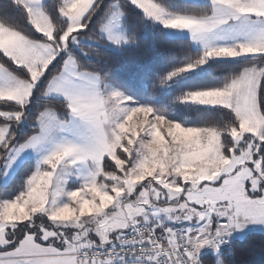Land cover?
<instances>
[{
    "label": "snow or ice",
    "instance_id": "obj_1",
    "mask_svg": "<svg viewBox=\"0 0 264 264\" xmlns=\"http://www.w3.org/2000/svg\"><path fill=\"white\" fill-rule=\"evenodd\" d=\"M264 247V0H0V264H250Z\"/></svg>",
    "mask_w": 264,
    "mask_h": 264
},
{
    "label": "trees",
    "instance_id": "obj_2",
    "mask_svg": "<svg viewBox=\"0 0 264 264\" xmlns=\"http://www.w3.org/2000/svg\"><path fill=\"white\" fill-rule=\"evenodd\" d=\"M261 245L262 241L259 236L253 238L245 245L249 249V254L246 258L250 261V264H264V247Z\"/></svg>",
    "mask_w": 264,
    "mask_h": 264
}]
</instances>
